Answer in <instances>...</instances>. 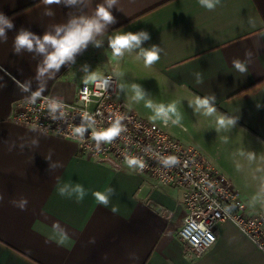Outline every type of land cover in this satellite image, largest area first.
Masks as SVG:
<instances>
[{
	"label": "crops",
	"instance_id": "obj_1",
	"mask_svg": "<svg viewBox=\"0 0 264 264\" xmlns=\"http://www.w3.org/2000/svg\"><path fill=\"white\" fill-rule=\"evenodd\" d=\"M103 3L0 0V12L15 25L0 42V264H264V252L230 221L217 225V241L207 252L188 256L179 236L186 214L179 189L158 185L127 166L89 159L72 140L12 121L15 102L30 92L74 101L84 65L102 76L113 69L116 99L132 110L138 106L132 99L135 83L154 102H176L179 111L191 112L192 122L206 124L213 165L241 193L249 214L264 213V200L250 203L253 196L264 197V0H221L213 11L197 0H118L111 10L116 23L97 37L102 47L89 44L55 75H38L42 56L13 53L21 28L42 37L72 17L92 16ZM118 31H146L150 39L141 47L158 45L161 59L145 67L135 59L138 49L113 58L108 39ZM246 52L251 53L248 72L241 74L232 61H245ZM197 96L215 97L214 116L189 106ZM221 115L235 117L236 126L217 132ZM249 152L254 160L247 159ZM50 164L55 167L49 172ZM63 182L82 184L89 194L81 202L61 197L57 184ZM106 187L115 189L108 207L91 195ZM21 198L28 201L26 210L12 203ZM54 224L67 233L65 245L49 239Z\"/></svg>",
	"mask_w": 264,
	"mask_h": 264
},
{
	"label": "built area",
	"instance_id": "obj_2",
	"mask_svg": "<svg viewBox=\"0 0 264 264\" xmlns=\"http://www.w3.org/2000/svg\"><path fill=\"white\" fill-rule=\"evenodd\" d=\"M104 87L81 84L73 102L54 95H41L34 103L28 97L14 104L12 121L20 126L74 141L82 155L115 168L126 166V156H137L146 167L139 174L149 176L158 185L177 188L182 193L186 214L179 231L188 256L200 257L217 241L219 223H234L264 252V213H248L246 201L232 181L192 147H185L172 138L166 127L142 119L129 105L116 99L117 79L113 74ZM59 102L55 114L48 105ZM63 113V115H61ZM94 119L95 130L107 129L115 118H122L125 131L111 143L97 147L91 137L93 129L84 137L74 134V129ZM174 155L179 163L173 167L161 164L163 157ZM225 209H229L228 212ZM164 215L166 212H163Z\"/></svg>",
	"mask_w": 264,
	"mask_h": 264
},
{
	"label": "clouds",
	"instance_id": "obj_3",
	"mask_svg": "<svg viewBox=\"0 0 264 264\" xmlns=\"http://www.w3.org/2000/svg\"><path fill=\"white\" fill-rule=\"evenodd\" d=\"M46 4L60 3L61 0H44ZM67 5H76L81 0H64ZM200 7L213 11L221 3V0H197ZM118 0H105V3L98 4L95 8V12L92 16L80 15L72 17L67 23L56 25L53 32H46L42 37L37 36L33 32L21 28L13 41V53L19 55L22 50H26L29 53H36L43 57L42 65L38 69V75L43 76L46 73L55 75L58 73L62 66L75 63L76 56L82 54L87 49L89 44H92L96 48L102 47V41L97 37L103 35L109 25L116 23V18L112 14L113 5L117 4ZM46 15H52L51 12H46ZM15 25L13 19L0 12V42L7 41V31L14 29ZM150 39L149 34L146 31L139 32H116L108 39V47L111 50V56L117 60L123 59L126 53L136 52L135 59L142 60L145 67H151L161 59V53L163 51L158 45H152L149 48L141 47L142 42ZM245 61L240 59H234L232 65L234 69L241 73L247 74L248 63L250 62L251 53H245ZM82 71L85 72L83 83L85 86L95 84L100 87L107 85L111 77H104L101 74L89 71L88 65L82 67ZM197 83L202 82L200 74H197ZM19 87L22 91L27 92L29 89L26 85L20 84ZM131 91L133 93L132 99L139 103L144 101V107L150 110L152 121H160L163 125L168 126L169 123L173 126H183V115L179 111L176 102L170 103H157L151 99H146L147 93L139 84L133 83L131 85ZM41 96V91H35L31 93L28 99L31 102H35ZM190 107L194 109L196 113H200L206 117L214 116L217 112L215 107L214 96H197L190 102ZM61 105L59 102H53L48 105V112L50 115L55 114ZM63 115V113H61ZM52 119H56L55 115H52ZM87 124H81L74 129V134L80 138L84 137L85 131L89 128L93 129L91 133L92 139L95 141L97 147L102 143H111L126 130L122 118H115L107 129L95 130L93 117H88ZM237 124V119L231 116H218L216 118V131H230ZM225 143L228 142V137H223ZM244 153H242L243 155ZM47 159V157H46ZM247 159L254 160L255 154L252 152L247 153ZM126 166L133 171H142L146 164L144 160L137 156H126L124 158ZM161 164L164 167H173L179 163L178 159L174 155H169L161 159ZM55 166L49 165L47 171H51ZM264 190V189H262ZM57 192L61 197H67L69 199L75 198L77 202H81L89 194L82 184L63 182L57 184ZM115 194V189L112 187H106L103 191H92L91 195L94 197L99 205L108 207L110 205L111 197ZM2 199V196H0ZM258 200H264V197L259 195L253 196L250 203L253 205ZM13 205L21 210H26L27 199L21 198L18 201H12ZM115 211V209H113ZM226 212L229 209H225ZM50 240H55L59 245H65L68 241V235L59 224L53 225V234L49 237ZM94 243V240L90 241Z\"/></svg>",
	"mask_w": 264,
	"mask_h": 264
},
{
	"label": "rangeland",
	"instance_id": "obj_4",
	"mask_svg": "<svg viewBox=\"0 0 264 264\" xmlns=\"http://www.w3.org/2000/svg\"><path fill=\"white\" fill-rule=\"evenodd\" d=\"M113 74L115 76V70H110L107 74ZM116 78V77H115ZM127 86V85H126ZM130 97V96H129ZM146 99H150L149 96H146ZM73 102V101H68ZM138 115L150 122L162 125L160 121H152L150 119L151 112L147 108L144 107V101L138 103L137 111ZM183 115V126H169L166 127L169 135L174 138L175 140L179 141L185 147H192L196 149L203 158L208 160L210 163L214 164V160L210 153L207 152V125L206 124H199L197 122H192L191 120V112L180 111Z\"/></svg>",
	"mask_w": 264,
	"mask_h": 264
}]
</instances>
